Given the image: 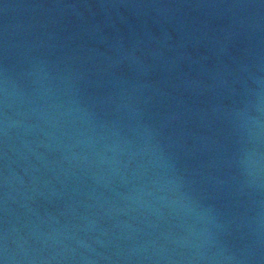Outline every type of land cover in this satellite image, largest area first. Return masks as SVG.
<instances>
[{
  "label": "water",
  "instance_id": "95a60500",
  "mask_svg": "<svg viewBox=\"0 0 264 264\" xmlns=\"http://www.w3.org/2000/svg\"><path fill=\"white\" fill-rule=\"evenodd\" d=\"M0 264H264V0H0Z\"/></svg>",
  "mask_w": 264,
  "mask_h": 264
}]
</instances>
